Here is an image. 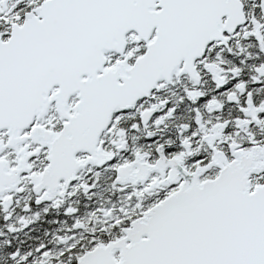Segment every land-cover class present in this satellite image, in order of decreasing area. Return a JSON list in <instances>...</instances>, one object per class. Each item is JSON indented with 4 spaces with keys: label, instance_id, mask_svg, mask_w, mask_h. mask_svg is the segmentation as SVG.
<instances>
[{
    "label": "snow or ice",
    "instance_id": "6c2138e0",
    "mask_svg": "<svg viewBox=\"0 0 264 264\" xmlns=\"http://www.w3.org/2000/svg\"><path fill=\"white\" fill-rule=\"evenodd\" d=\"M0 264H264V0H0Z\"/></svg>",
    "mask_w": 264,
    "mask_h": 264
}]
</instances>
